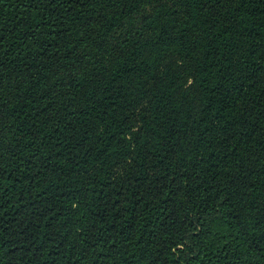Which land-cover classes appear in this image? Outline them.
<instances>
[{
  "label": "trees",
  "instance_id": "trees-1",
  "mask_svg": "<svg viewBox=\"0 0 264 264\" xmlns=\"http://www.w3.org/2000/svg\"><path fill=\"white\" fill-rule=\"evenodd\" d=\"M0 264H264V0H0Z\"/></svg>",
  "mask_w": 264,
  "mask_h": 264
}]
</instances>
